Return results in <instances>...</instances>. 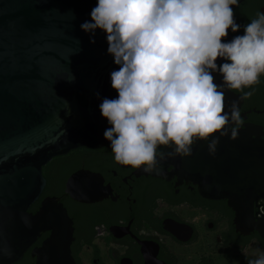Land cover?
Masks as SVG:
<instances>
[{"label":"water","instance_id":"water-1","mask_svg":"<svg viewBox=\"0 0 264 264\" xmlns=\"http://www.w3.org/2000/svg\"><path fill=\"white\" fill-rule=\"evenodd\" d=\"M97 3L0 0V264L19 260L45 229L71 233L66 211L55 198L44 199L35 215L27 213L45 187L42 167L80 147L111 150L104 132L112 126L100 104L118 98L111 73L120 65L108 52L106 32L96 29L93 35L81 29L91 22ZM230 136L217 133L198 140L188 156H168L171 147L158 151L179 158L201 196L226 200L238 217L247 212L250 218L252 204L264 199V138L252 139L245 131ZM213 138L219 144L210 154ZM161 172L156 166L146 173ZM65 187L81 203L98 201L105 190L101 178L88 171L71 175ZM257 229L264 240V227ZM52 246L50 241L42 251ZM61 247L67 260L68 243Z\"/></svg>","mask_w":264,"mask_h":264},{"label":"clouds","instance_id":"clouds-1","mask_svg":"<svg viewBox=\"0 0 264 264\" xmlns=\"http://www.w3.org/2000/svg\"><path fill=\"white\" fill-rule=\"evenodd\" d=\"M233 5L239 0H98L81 29L106 32L108 52L120 65L111 73L118 98L100 104L112 126L104 138L117 163L150 173L165 158L161 146L173 149L168 156H188L198 140L229 132L236 138L243 120L238 103L225 111L224 89L243 93L245 100L260 83L264 12H257L243 35L223 42L229 29L240 28ZM217 58L229 62L218 66ZM216 71L223 85L214 82ZM218 144L219 138L211 139L210 154ZM248 264H264V253Z\"/></svg>","mask_w":264,"mask_h":264},{"label":"flooded vegetation","instance_id":"flooded-vegetation-1","mask_svg":"<svg viewBox=\"0 0 264 264\" xmlns=\"http://www.w3.org/2000/svg\"><path fill=\"white\" fill-rule=\"evenodd\" d=\"M231 7L240 28L229 29L223 42L244 34L257 12H264V0H239L238 7ZM226 62L216 61L218 66ZM212 75L217 85H223L221 73ZM254 88L245 100L240 99L243 93L225 88V111L238 103L243 124L229 127L263 139L264 74ZM178 161L177 156L165 155L156 165L162 172L152 176L143 166L117 163L105 147H80L52 158L42 167L45 187L27 213L35 215L44 199L55 198L66 211L71 233L68 237L62 231L55 235L54 228L41 231L13 264H248L264 253L257 229L264 227V199L252 204L250 218L247 212L238 217L226 200L201 196L196 180ZM79 171L101 178L105 189L101 199L81 203L66 194L67 179ZM50 241L53 246L42 251ZM67 243L66 260L61 244Z\"/></svg>","mask_w":264,"mask_h":264}]
</instances>
